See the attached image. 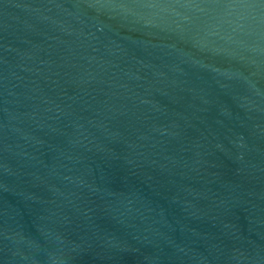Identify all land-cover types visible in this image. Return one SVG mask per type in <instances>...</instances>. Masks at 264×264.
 Returning a JSON list of instances; mask_svg holds the SVG:
<instances>
[{"label": "water", "instance_id": "water-1", "mask_svg": "<svg viewBox=\"0 0 264 264\" xmlns=\"http://www.w3.org/2000/svg\"><path fill=\"white\" fill-rule=\"evenodd\" d=\"M0 264H264V0H0Z\"/></svg>", "mask_w": 264, "mask_h": 264}]
</instances>
